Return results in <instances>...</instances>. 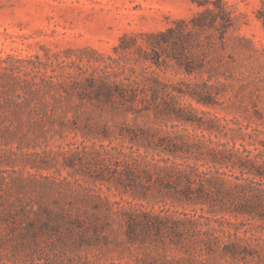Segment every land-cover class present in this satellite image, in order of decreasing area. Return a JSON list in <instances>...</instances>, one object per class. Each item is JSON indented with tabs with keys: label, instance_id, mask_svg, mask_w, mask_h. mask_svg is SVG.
<instances>
[{
	"label": "rangeland",
	"instance_id": "374dc122",
	"mask_svg": "<svg viewBox=\"0 0 264 264\" xmlns=\"http://www.w3.org/2000/svg\"><path fill=\"white\" fill-rule=\"evenodd\" d=\"M208 1L215 0H0V264H264V185L249 187V197L262 202L253 217L213 216L206 206L191 211L154 189L140 200L115 188L113 176L137 156L135 130L199 141L203 152L210 141L264 149V0H222L232 26L201 35L193 49L201 63L191 75L171 61L156 67L134 61L135 52L128 58L114 51L124 35L140 44L141 34L189 19L205 7L197 3ZM146 66L154 87L175 96L148 91V101L172 103L193 123L171 111L129 113L80 100L77 83L140 79ZM173 88L209 95L210 104ZM21 206L40 219L42 209L65 223L73 218L88 238L69 243L62 231L27 237L16 215ZM119 207L198 221L187 236L130 243L120 216L104 221L109 208ZM16 223L14 233L8 226ZM233 243L236 254L224 255Z\"/></svg>",
	"mask_w": 264,
	"mask_h": 264
},
{
	"label": "trees",
	"instance_id": "16d2710c",
	"mask_svg": "<svg viewBox=\"0 0 264 264\" xmlns=\"http://www.w3.org/2000/svg\"><path fill=\"white\" fill-rule=\"evenodd\" d=\"M208 2L213 4L212 8ZM208 2L197 3L199 7H205L189 19L177 20L174 26L163 31L141 34L143 40L140 44L137 43L136 36L124 35L114 51L128 58L135 52L138 57H133L134 61L150 62L156 67L171 61L191 75L198 68L197 64L201 63V57L193 50L200 43L201 35L214 29L225 32L232 26L230 12L222 0ZM149 67L146 66L140 73V79L137 76L133 79L126 78L127 82L109 81L100 77L88 78L83 85L77 83L75 86H79L84 94L80 100L120 108L129 113L171 111L175 120L193 123L189 118L191 113L186 114L181 108L175 109L172 103L164 107V103L157 102L155 98L152 103L148 101V91L151 97L161 92L163 99L175 100L168 88L154 87L157 82L149 72ZM129 70L135 73L133 68ZM173 90L188 95L197 103L210 104L209 95H200L194 89ZM131 134L132 142L137 145V156L125 162L113 176L119 193L128 194L133 199L146 200L147 194L154 189L180 207L191 208V211H195V206L200 205L202 213L206 206L207 214L213 216L226 213L234 216H258L262 202L252 199L253 196L249 197L248 190L251 185H264V149L255 147L253 150H240L210 141L207 151L203 152L199 141L189 143L183 137H156L149 130H135ZM258 144L264 147V143ZM140 148L144 149V154L139 152ZM148 153L152 154L149 160ZM42 210L46 214L44 219H40L38 215H29L31 207L21 206L20 211L16 212L19 220H25L24 228L20 231L23 235L35 238L44 231H62L63 239L69 243L75 239L79 243L88 238L86 231L76 228L77 221L73 218L65 223L60 216H53L45 209ZM113 215L120 216L124 222L126 240L130 243L150 237L151 240L161 239L177 233L187 236L194 231L193 227H196L198 221L194 215L187 213L182 214L183 219L176 220L170 215L163 216L133 207H119L115 211L109 208L104 221H114ZM199 217L207 221L210 219L203 214ZM8 227L15 233L16 228L21 225L16 223ZM225 249L227 251L224 255L233 257L239 245L228 244Z\"/></svg>",
	"mask_w": 264,
	"mask_h": 264
}]
</instances>
